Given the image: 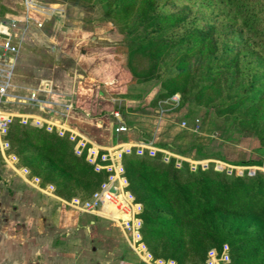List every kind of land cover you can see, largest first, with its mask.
Returning a JSON list of instances; mask_svg holds the SVG:
<instances>
[{
  "label": "trees",
  "instance_id": "1",
  "mask_svg": "<svg viewBox=\"0 0 264 264\" xmlns=\"http://www.w3.org/2000/svg\"><path fill=\"white\" fill-rule=\"evenodd\" d=\"M94 1L121 36L114 57L126 58L133 83L157 80L164 90L157 104L188 93L243 127L264 125V0ZM256 132L264 139L263 128ZM6 137L19 164L42 185L51 184L58 198L86 199L103 177L72 153L66 139L42 128L15 122ZM176 160L170 156L165 164L132 154L122 159L129 192L142 208L141 238L151 253L161 248L177 264L188 256L202 263L208 248L225 243L232 264H264V173L227 175L211 164L195 172L176 170ZM215 163L222 171H237L232 166L257 162Z\"/></svg>",
  "mask_w": 264,
  "mask_h": 264
},
{
  "label": "rangeland",
  "instance_id": "2",
  "mask_svg": "<svg viewBox=\"0 0 264 264\" xmlns=\"http://www.w3.org/2000/svg\"><path fill=\"white\" fill-rule=\"evenodd\" d=\"M21 1L17 3L21 5ZM36 1L61 3L62 8L65 7L64 17L58 18L59 22L57 20L58 24L54 27L55 54L48 47L34 53L33 59H36L33 64L37 70L48 68L49 54L54 61L67 60L66 66L80 65L74 69L76 73H84V77L89 76L99 86L104 84L108 96L117 99V104L123 109V124L127 129L135 131L137 128L146 138L154 140L156 145L162 147L169 144L172 147L163 150L189 163H197L193 167L185 161L179 168L173 165V169L179 170L184 166L187 171L195 172L211 164L214 170L233 176H251L255 171H262L261 166H255L264 161V139L256 132L259 126L264 129L260 121L255 123V128L243 127L237 120L230 121L218 116L214 106H206L203 99L195 101L188 93H179L181 102L178 108L167 102L157 104L158 95L164 93L159 82L133 83L126 58L123 55L114 57V48L121 36L109 23L111 19L104 16L99 3L94 0ZM180 2L176 4L177 9ZM20 8L23 10V6ZM52 27H49V32L53 30ZM91 47L96 49L95 52L84 54ZM26 55L32 58L31 54ZM226 85L229 82L222 87ZM221 98L223 101L228 99L225 91ZM238 117L246 119L249 116L247 113ZM110 120L116 124L114 119ZM195 120L197 123H194ZM181 122H184V128L180 127ZM195 125L197 129L191 131ZM177 151L186 152V155L180 156L175 153ZM214 161L229 167L235 161L257 163L246 167L232 166L239 169L237 171L230 168L222 171ZM118 201L119 198L111 195L110 202L99 205L91 214L93 216L78 213L24 183L0 156V264H117L120 257L132 252L117 226V222L121 224L128 218L126 210L119 213L113 209L112 205ZM141 241L144 244L142 238ZM144 246L153 260L177 264L162 256L161 248L153 255ZM188 257L182 264H201L202 260Z\"/></svg>",
  "mask_w": 264,
  "mask_h": 264
},
{
  "label": "built area",
  "instance_id": "3",
  "mask_svg": "<svg viewBox=\"0 0 264 264\" xmlns=\"http://www.w3.org/2000/svg\"><path fill=\"white\" fill-rule=\"evenodd\" d=\"M22 6L23 10L19 18H9L0 32L5 36V38L0 37V156L3 162L17 173L24 183L31 186L37 192L56 199L78 213L91 215L90 211H96L94 210V206L108 203L110 202L111 195L116 196L119 198V201L111 205L113 209L119 213H125L126 210L128 214V218L122 221L118 226L127 240L128 247L131 249L132 253H134L143 264H165L161 260H153L141 241L140 213L142 208L129 192L128 183L124 175L122 159L124 156L132 154L135 156L155 157L161 162L169 164L170 162L168 159L172 156L177 158L175 168H179L180 165L178 162H180V157L161 148H156L152 146L151 143L143 142L139 145L124 143L114 147L99 148L83 137H80L75 132L68 130L58 118L53 121H48L33 113H14L10 111L7 107L9 104H26L33 106L37 110L45 111L51 116L57 115L61 118V116L64 115L56 111L50 103H47L39 97V95L50 93L51 89L48 84H39L36 89H31L26 97L19 95L14 86L13 77L16 59L25 41L30 24L33 23L36 28H41L42 26L39 21L32 20L31 14L37 12L33 7L34 2L23 0ZM50 10L51 15L58 16L62 13L61 10L58 9ZM163 102H167L170 106L176 108L179 105L180 96L175 93L168 101ZM66 108L70 109L68 106ZM112 116L116 119L118 113L113 112ZM15 122L20 126L42 128L48 133L66 139L71 144V150L75 156L83 157L84 161L91 166L93 172L103 175L97 189L86 199L72 197L64 201L56 197L54 194V187L50 184L42 185L38 177L31 175L27 168L18 165L17 158L10 151L6 136L9 127ZM194 123H197V121L195 120ZM180 127L184 128V122H181ZM196 129L197 125H195L194 129L191 131H195ZM127 131V128L120 124L112 127V132L114 134H122ZM190 166L195 167L196 165L191 163ZM110 188L114 189L113 193L108 191ZM201 264H232L228 245L223 243L218 248H209Z\"/></svg>",
  "mask_w": 264,
  "mask_h": 264
},
{
  "label": "crops",
  "instance_id": "4",
  "mask_svg": "<svg viewBox=\"0 0 264 264\" xmlns=\"http://www.w3.org/2000/svg\"><path fill=\"white\" fill-rule=\"evenodd\" d=\"M17 1L18 0H0V32L4 24L7 23L6 17L19 18L22 12L20 8L22 7V1L21 5L20 3L18 4ZM29 1L34 2L33 7L37 11L31 14L32 20L39 21L42 26L41 28H36L33 23L30 24L25 41L16 59L13 83L17 93L22 97H26L28 92L31 89H36L39 84H48L51 89L50 93L39 95V97L47 103H50L56 111L64 115H62L61 118L57 115L51 116L45 111L37 110L33 106L26 104H9L7 106L8 109L14 113H33L48 121H53L58 118L68 130L75 132L77 135L99 148H109L124 143L139 145L141 142L151 143L152 146L158 148L154 140L146 138L143 132L137 128L135 131L127 129L128 131L122 134H114L112 132V127L114 125L120 124L124 126L121 113L123 109L118 105L119 103L117 104V99L108 96L107 87L104 84L99 86L94 79L89 76L84 77V73H76L74 69L76 67L78 68L80 65L77 64L76 67H74L72 64H69L66 66L65 63H67V60L64 62L60 60L54 61L53 56L51 57L49 54V56H47L49 60H47L49 63L48 68L41 71L37 70L38 68L33 64V60L36 59H33L35 56L34 53L37 54L38 50L40 51L42 47H48L50 52L53 55L55 54L57 45L54 39V27L59 22L58 18L64 17L65 7L63 5L64 8H62L61 3L56 4L36 0ZM53 6H56V8H53ZM50 9L61 10L62 15H51ZM51 25L53 26L51 28L53 30L49 32V27H51ZM0 35L2 34L0 33ZM95 50L96 49L92 47L90 50L87 48L84 54L87 55L88 51L92 53V51L95 52ZM28 53L32 55V58L26 55ZM41 62H43V60ZM87 65H89V62ZM65 106L70 107V109H67ZM113 112L118 113L116 119L112 116ZM110 119H114L116 124H113V121ZM118 225L117 222V226ZM117 264L143 263L131 252L126 257H120Z\"/></svg>",
  "mask_w": 264,
  "mask_h": 264
},
{
  "label": "water",
  "instance_id": "5",
  "mask_svg": "<svg viewBox=\"0 0 264 264\" xmlns=\"http://www.w3.org/2000/svg\"><path fill=\"white\" fill-rule=\"evenodd\" d=\"M0 36H2L3 38H5L4 35H0ZM261 170H264V161H263L262 164H261ZM261 172H263V171H261ZM263 173H264V172H263ZM108 191H109L110 193H113V192H114V189H113V188H110ZM98 208H99L98 205L94 206V210H97Z\"/></svg>",
  "mask_w": 264,
  "mask_h": 264
},
{
  "label": "bare ground",
  "instance_id": "6",
  "mask_svg": "<svg viewBox=\"0 0 264 264\" xmlns=\"http://www.w3.org/2000/svg\"><path fill=\"white\" fill-rule=\"evenodd\" d=\"M91 212V214H93V211H90Z\"/></svg>",
  "mask_w": 264,
  "mask_h": 264
}]
</instances>
